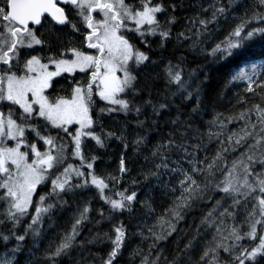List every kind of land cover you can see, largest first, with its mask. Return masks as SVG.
Wrapping results in <instances>:
<instances>
[{
  "label": "snow or ice",
  "instance_id": "6c2138e0",
  "mask_svg": "<svg viewBox=\"0 0 264 264\" xmlns=\"http://www.w3.org/2000/svg\"><path fill=\"white\" fill-rule=\"evenodd\" d=\"M185 5L186 0H0V264H121L133 235L151 240L146 250L137 246L129 253L139 264H264V51H251L257 42L264 45V0H202L189 5L196 16L174 34L176 13ZM230 19L236 22L205 55L212 64L238 61L227 85L245 84L244 95L236 94L245 107L229 116L213 111L198 126L206 111L200 96L207 75L194 79L182 66L183 55H152L173 39L204 51L201 46ZM249 95L259 103L248 107ZM104 117L117 130H106ZM236 121L240 126L229 129ZM113 140L120 153L109 170L104 157ZM214 141L218 147L209 156ZM130 144L145 164L139 179L126 182ZM238 149L239 156L230 159ZM173 174L182 177L180 194L155 224L144 226L147 236L115 220L110 232L89 229V237L80 238L93 211L92 199H80L82 194L94 191L108 206L107 216L97 211V225L131 216L137 204L155 214L153 189L175 193L169 187ZM141 185L144 192L137 191ZM206 201L199 224L181 228ZM69 211L70 227L38 256L46 231ZM173 234L180 239L166 254ZM105 243L103 255H84L88 246Z\"/></svg>",
  "mask_w": 264,
  "mask_h": 264
},
{
  "label": "trees",
  "instance_id": "16d2710c",
  "mask_svg": "<svg viewBox=\"0 0 264 264\" xmlns=\"http://www.w3.org/2000/svg\"><path fill=\"white\" fill-rule=\"evenodd\" d=\"M167 3L168 0H165ZM172 2H176V0H172ZM202 2V0H186L185 9L182 11H177L176 16L178 18V23L173 25L172 31L173 33H178L181 31L186 30V26H188V19H191L196 16L197 11L193 7H189V5H196ZM239 12H237V15ZM236 21H232L231 19L227 24L220 25V31L215 33V35L208 41V43L201 46L204 51H201L200 48L190 49L188 43H183L182 45L178 44L174 39L166 44V50L157 54L152 55V58L155 60H159L161 56L167 59L175 60L176 57L183 55L185 57V63L182 65L185 68V71H192L193 78L196 79L197 77L199 80H204L205 74L207 75V80L205 85L203 86V91L201 92L200 99L205 106L206 111L201 113L200 119L197 120V125H201V121H207L212 118V112H219L223 113L225 116L233 115L236 112L243 110L245 105L237 104L236 102V94L239 93L241 96L244 95L243 89L245 88V84L243 82H238L234 85H227V78L229 72L237 66L238 61H229L227 64H212L211 58H206V51L210 50V46L213 42H219L222 40L224 36L227 34L226 30H230L232 24ZM198 27V26H197ZM195 31V29H193ZM153 41V48L157 49V42L156 38H151ZM137 43H139L137 41ZM142 50H146L143 48V45H140ZM255 55L259 56L262 51H264V45H261L260 42H257L252 50ZM159 71V69H157ZM61 84H64V81L61 80ZM227 85V86H226ZM66 86V85H65ZM157 90H162V85H157ZM175 90V89H173ZM250 103L247 105L248 107L251 106L252 102L259 103V100H256L251 95L247 97ZM99 106H103L98 102ZM185 104L189 107L195 106L191 101H185ZM187 110V109H186ZM122 122L124 121V117H118ZM128 121H132V117H128ZM102 122L105 125L106 130L115 131L117 130V126L114 125L108 117H104ZM240 126V122L236 121L232 124L228 125L229 129L238 128ZM162 129L164 125H161ZM203 130V129H202ZM131 132V129H130ZM55 131L53 135H55ZM63 135V134H61ZM66 139V138H65ZM132 136L129 135V141H131ZM155 143V140H153ZM109 147L107 148V155H105L104 159L109 166V170H113L116 168L118 163V156L120 153V146L117 141H109ZM90 147L93 148L95 151L94 142H90ZM218 145L215 141L208 145V152L207 155L211 156L214 154ZM104 150H100L96 152L97 155L103 153ZM240 154V149L236 152H230L229 158L234 159ZM144 155H147V152H144ZM126 156L129 157V166L132 169L129 176L125 177L126 182H130L132 178L138 177V172L142 169L145 164L143 160V156L140 154H133V148L131 144L129 146L128 152ZM182 178L176 174H173L169 178V187H175L177 190L175 193H172L164 188H154L152 192V204L153 208L155 209V214H148L145 209H143L139 204L135 205L133 214L129 216L127 213L121 216L115 217L114 221L109 222L108 220L102 221L100 224H95L97 219H100L97 215L98 210H103L105 212V216L108 215V206L104 204L103 201L99 200L95 196L94 191H89L80 197V199H92V208L93 211L91 215V221L86 224L84 230L81 233L80 238L87 239L89 237V229L92 232H110L111 223L115 222V220H124L126 224H128L129 232L130 233H137L139 231H144L145 236L148 235L145 225L151 226L152 224L156 223L157 215L162 214L164 210L171 205L172 200L175 196H179V187H178V180ZM127 186V183H125ZM145 186L141 185L138 192H144ZM47 191V189H44ZM218 198V197H217ZM143 199V197H141ZM210 203L208 201L199 204L192 212L188 214L185 221H182L180 224L181 228H190L194 224H199V219L203 212L207 209L205 208V204ZM71 211L63 213L61 217L56 219L55 225L53 228L48 229L45 233V238L43 243L41 244V252H38V256H42L43 249L47 246L49 242L58 241L59 233L66 231L71 225ZM242 218L239 217V219ZM47 228V225L45 226ZM79 239V238H78ZM180 237H177L176 234H173V237L169 238V241L166 244V254L170 252L175 247V242H178ZM30 243V242H29ZM151 243V240H142L139 235H133L129 241H126V248L124 252V257L121 260V264H139V258H131L129 257V253L133 248L137 246L147 249L148 244ZM107 243L105 244H96L95 246H88L87 251L84 253L85 256L88 255L89 252L93 254H100L103 255L107 250ZM74 255L79 258L78 253H74ZM223 255V253L221 254ZM41 264L43 261L41 260ZM58 264H69V262L65 260L58 261Z\"/></svg>",
  "mask_w": 264,
  "mask_h": 264
},
{
  "label": "rangeland",
  "instance_id": "374dc122",
  "mask_svg": "<svg viewBox=\"0 0 264 264\" xmlns=\"http://www.w3.org/2000/svg\"><path fill=\"white\" fill-rule=\"evenodd\" d=\"M240 219H242V218H240ZM245 243H247V242H245Z\"/></svg>",
  "mask_w": 264,
  "mask_h": 264
}]
</instances>
